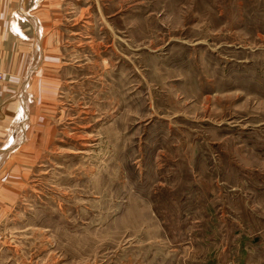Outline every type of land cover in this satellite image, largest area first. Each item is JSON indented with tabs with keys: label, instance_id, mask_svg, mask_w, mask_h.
Wrapping results in <instances>:
<instances>
[{
	"label": "rangeland",
	"instance_id": "rangeland-1",
	"mask_svg": "<svg viewBox=\"0 0 264 264\" xmlns=\"http://www.w3.org/2000/svg\"><path fill=\"white\" fill-rule=\"evenodd\" d=\"M49 1L0 264H264V0Z\"/></svg>",
	"mask_w": 264,
	"mask_h": 264
},
{
	"label": "crops",
	"instance_id": "crops-1",
	"mask_svg": "<svg viewBox=\"0 0 264 264\" xmlns=\"http://www.w3.org/2000/svg\"><path fill=\"white\" fill-rule=\"evenodd\" d=\"M49 2V0H0V69L3 72L0 94V161L21 145L19 124L23 133L24 121L28 120L31 103L27 93L29 77L37 71L39 65H42L43 60L40 41L45 33L37 7L41 3L48 6ZM23 27L31 30L33 35L35 33V39L33 38L35 62L28 56L25 60L24 55L17 50V43L25 41ZM12 121L15 127L9 126Z\"/></svg>",
	"mask_w": 264,
	"mask_h": 264
},
{
	"label": "built area",
	"instance_id": "built-area-1",
	"mask_svg": "<svg viewBox=\"0 0 264 264\" xmlns=\"http://www.w3.org/2000/svg\"><path fill=\"white\" fill-rule=\"evenodd\" d=\"M2 84H3V72H2V70L0 69V94H1Z\"/></svg>",
	"mask_w": 264,
	"mask_h": 264
}]
</instances>
